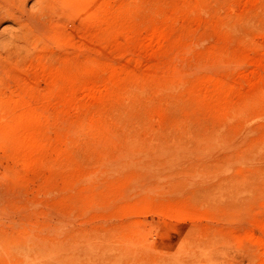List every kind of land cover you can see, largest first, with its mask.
Returning a JSON list of instances; mask_svg holds the SVG:
<instances>
[{
    "label": "rangeland",
    "instance_id": "374dc122",
    "mask_svg": "<svg viewBox=\"0 0 264 264\" xmlns=\"http://www.w3.org/2000/svg\"><path fill=\"white\" fill-rule=\"evenodd\" d=\"M37 1L0 0V264H264V0Z\"/></svg>",
    "mask_w": 264,
    "mask_h": 264
},
{
    "label": "bare ground",
    "instance_id": "6f19581e",
    "mask_svg": "<svg viewBox=\"0 0 264 264\" xmlns=\"http://www.w3.org/2000/svg\"><path fill=\"white\" fill-rule=\"evenodd\" d=\"M37 1V0H36ZM41 1V0H40ZM38 3H40L39 1H37ZM31 240V239H30Z\"/></svg>",
    "mask_w": 264,
    "mask_h": 264
}]
</instances>
